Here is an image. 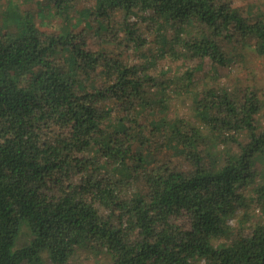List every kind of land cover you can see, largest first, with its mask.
Segmentation results:
<instances>
[{"label":"trees","instance_id":"obj_1","mask_svg":"<svg viewBox=\"0 0 264 264\" xmlns=\"http://www.w3.org/2000/svg\"><path fill=\"white\" fill-rule=\"evenodd\" d=\"M47 1L57 13L74 0ZM96 1L121 15L125 51H147L130 18L155 26L144 61L72 48L68 28L0 34V264H264L258 89L198 90L201 65L161 82L148 69L166 57L226 67L225 45L262 57L263 14L231 0ZM180 98L190 118L168 116Z\"/></svg>","mask_w":264,"mask_h":264},{"label":"rangeland","instance_id":"obj_2","mask_svg":"<svg viewBox=\"0 0 264 264\" xmlns=\"http://www.w3.org/2000/svg\"><path fill=\"white\" fill-rule=\"evenodd\" d=\"M232 5L237 7L239 11L246 12L248 6L257 9L264 17V0H231ZM47 0H0V34L7 37H13L21 34L27 27L37 28L44 33L53 34L68 28L71 36L68 42L71 47L82 48L83 50L92 53H102L103 51L111 56L118 57L119 59L127 60L130 63H137L144 61L141 54L152 53L153 49L159 40L156 37L157 31L155 26L150 23L139 21L137 18H130L129 22L134 23V28L138 29L136 35L139 39H145V49L141 53H136L134 47L131 45L126 47L127 51L123 49L125 41L124 32L121 31L119 23L121 22V15L114 13L111 17L101 16L96 11V0H74L70 3L66 11L55 12L53 5L48 3ZM99 14V15H97ZM70 21V22H67ZM69 25V27H65ZM102 27V28H101ZM81 29V32L77 30ZM191 32V28L186 29ZM111 32H115V37ZM160 35H171V31L160 32ZM171 37V36H170ZM112 39V40H111ZM122 44V45H121ZM122 49V50H121ZM143 49V48H142ZM225 49L234 59L226 67L212 68L207 59L202 61H182L183 59L176 60L174 57H166L158 59L156 65L153 67L148 66L150 72H154L159 77V82L168 79L169 74L172 76L182 73L187 69H195L202 66V69L195 71L194 81L196 89H202L204 86H226L230 90L242 94L246 85L255 86L258 89V95L263 103V107L258 115L255 117V124L258 128L264 125V56L259 57L253 51V48L243 47L242 52L231 51L229 45H225ZM118 51H121L119 56ZM67 59L66 53H64ZM148 56V55H147ZM57 61V60H56ZM59 65H60V61ZM63 65V62L61 63ZM165 71L167 76H161L159 71ZM94 79H97L95 77ZM100 84L97 79L95 81ZM235 88H234V87ZM185 98H180L179 102H172V106L168 111V116L173 117L177 113L183 118H190L191 113L188 108V99L185 104H181ZM254 221H264V209H256L252 213ZM177 223L183 224L186 220L185 215H180L175 219ZM230 225H235V220H231ZM22 230L16 242V247H20L27 242V235L22 234ZM78 264H92L95 259L92 256H86L82 253L77 259H73V263ZM42 264H51L50 261L43 255ZM96 264H108L105 257H100V261Z\"/></svg>","mask_w":264,"mask_h":264}]
</instances>
